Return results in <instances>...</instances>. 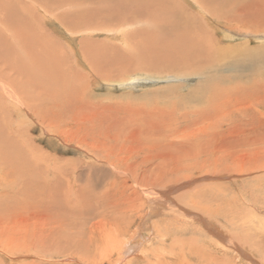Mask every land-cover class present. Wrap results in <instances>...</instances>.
<instances>
[{
  "label": "rangeland",
  "instance_id": "obj_1",
  "mask_svg": "<svg viewBox=\"0 0 264 264\" xmlns=\"http://www.w3.org/2000/svg\"><path fill=\"white\" fill-rule=\"evenodd\" d=\"M22 2V0H1L0 17L17 22L22 18V15H27L30 32L20 26L14 29L8 22V24H3L4 26L0 25V35L8 39L12 36L15 39L18 38L19 41L16 43L31 44L35 26L44 27L48 34H52L60 42L62 46L60 51L65 52V55L61 56V61L63 60L64 64L62 68L66 67L64 68L65 71H70L66 76L70 80L66 79L65 84H62L61 87L60 84L54 83V85L48 82L47 88L50 93H55V98L45 97V95L41 97L40 94L36 97L35 92L29 100L33 99L35 106L41 110L42 114H46L47 121L52 120L50 122L51 127L46 126L43 122H38L37 117L30 116L26 109L21 110L11 103H9L11 106H8L7 102L6 105L2 103L0 126L4 131L0 130V137L5 133L6 136L0 138L3 141V144L0 141V148L14 150L18 149L20 145L21 149L27 151V144L24 139L29 137L35 145L40 148L43 147L42 150L49 153L53 158L60 159L61 157L63 161H79L84 162V164L81 174H79L80 171L75 174L70 165H57L52 158H48L53 163L52 165L42 161V165L49 163L50 172L55 173L61 170L63 173V175L57 173L60 175L59 179L62 183L54 188L57 189L53 193L55 197L57 196L55 199L45 197L47 192L41 190L39 186L41 183L37 181L36 176H34V181L33 175L23 177L24 175L19 174L16 166L22 167L23 163L26 164L21 156L13 157L8 161V166L11 161H14L12 167L16 172L13 171L6 175L5 171H0V236H10L9 238L15 241L14 244L18 243L15 248L13 245V249L3 246V244L0 245V264H99L98 261L105 260L106 256H101L95 251L97 244L95 242L97 241L88 247H84L83 259L80 256L83 254L82 252H78V256L74 254L77 253L75 243L83 234L81 228L87 232L86 239L87 234H89L88 227L86 226L85 229L83 224L89 223L88 219L94 220L93 217L99 211L104 213L102 216H109L108 212L110 211L109 214H111L112 209V213L115 211L116 216V212L119 210H113V208L106 210L103 206L111 202L112 196L117 202H122L124 197L134 190L133 188L140 191L141 188L138 187L136 181L141 182L149 178L159 180L157 181L159 188L160 186L166 187V190L162 192L165 194L164 199L161 197V200L157 201L162 203L158 207L159 210L154 212L151 217L152 220L144 223L145 227L151 225L153 236L149 241L155 244L146 247L144 258H136L131 255H124L123 258L119 257L122 255L115 251L111 254V260L114 259L111 264H119L121 261L122 264H174L175 262V264H179V259L174 256L175 251H179V249L174 248V246L185 244L186 237L194 238L193 242L197 247L201 246L199 249L201 252H205L201 257L204 262L208 261H205V258L210 259L208 255L211 252L214 261L216 259V264L221 261L227 262L226 264H264V107H262L264 101L261 103L262 98L260 96L264 93V68H262L263 70L260 69L262 73L254 72L251 69L236 72L223 70L228 65H235L234 61L238 59L243 60L241 66L255 67V64L252 63L257 60L258 56L260 61L259 65L256 64L257 68L264 67V34L248 33L245 35L246 31L253 30L252 27L248 26V29L239 31V33L244 32L243 34L228 38L223 43L219 41L223 54L215 51V49L214 52H217L215 55L218 61L226 58V62L220 63L223 67L220 68L222 71L213 73L218 79L213 89L218 86L223 92L211 100L208 95L209 92H202L206 78L203 76L206 74L194 73L191 70L168 72L171 70L166 68L161 59L154 57L155 43L160 35L157 38L154 35L151 40L152 43L149 42L148 44L149 39L146 40L145 38H141L144 40L143 43L136 40L123 43L119 40L109 39L107 45H104V50L102 42L106 40L104 39L105 34L99 33L97 36H92L78 33V38L72 41L60 23L50 22L42 15L29 18L30 15H28L25 7L20 5ZM65 9L66 6L63 5L58 11ZM16 14L19 16L17 17ZM221 17L224 18L225 15L221 13ZM200 21L207 26L209 33L218 29L217 34L223 38L220 33L223 30L217 27L218 22L206 20L205 23L203 19ZM221 25L224 26L223 23ZM116 27L117 25H113L109 28ZM124 27L123 36L126 39V33L131 32V28L129 25H124ZM93 29L90 28L89 30ZM21 31L22 33H20ZM227 31L229 32V30ZM217 34H214L216 38ZM22 35H28V38ZM82 37L93 41L95 44L85 46V48L87 47L86 50L83 49V44L79 42ZM100 42L101 44H98ZM245 43L254 48L261 46L257 51V56L246 55L245 58L239 52L240 50L235 49L240 44L241 49L249 50V48L243 47L246 46ZM142 44L143 48H140L139 46ZM2 47L0 46V50ZM98 53L101 54L100 58L103 57L102 60L106 58L108 61H112V64L108 61L105 62L102 71L95 70L97 68L93 62L95 54ZM148 53H151L152 56ZM23 54L25 57L26 54ZM152 58L156 60H154L156 65H154ZM218 61L217 63H219ZM94 71L99 73L98 77ZM237 72H242L241 76L244 75L242 79L238 76L235 77ZM74 74L73 79V76L70 75ZM77 75L81 76L80 82ZM22 81L20 82L23 83ZM53 87H56V90ZM62 90L63 96L59 94ZM248 90L252 92L250 91V93ZM218 99H221L222 102ZM49 108L53 112L49 111ZM5 123L11 125V128H7ZM58 128L61 132L62 130L67 132L68 129H71L73 134L82 135L81 137H84L87 142L94 144H96L97 135V140L100 143L104 141L106 145L109 144L108 149H112L111 146L114 147L122 164L106 162L104 150H100L103 152L102 154L100 151L99 153L94 152L91 147L90 150L88 144L84 147L81 144L77 146L74 137L70 136L73 140L71 141L68 138L69 135L64 134L65 138L63 132L61 133ZM102 137L104 138L102 139ZM91 154H98L99 157L96 158ZM28 162L32 164L30 158ZM116 165L120 168L115 167ZM66 168L67 171H71L67 173L69 175H66ZM132 171L135 172L132 173ZM39 174L47 177L48 172L44 170ZM40 181H44V179H40ZM50 182L54 183L55 181L51 180ZM45 187L48 189V186ZM108 187L112 188L111 191ZM123 188L125 189L124 194L121 193ZM114 190L117 191L116 194ZM140 192H143V189ZM108 194L111 197H108ZM142 194L145 196V193ZM147 202L144 199L141 201V205L139 203L136 206L135 211H122V214H126L125 216L119 211L118 216H116L117 220L119 217V222H122L123 231H126L128 227L126 232H129V236L136 230L139 231L143 226L141 216L138 217V214L141 211H144L143 216L145 217L149 214L146 215L149 212V206H152V202ZM138 207L141 209L139 210ZM196 211L202 213L203 218L207 217L209 221L212 219L213 225L208 226L204 219L197 215ZM127 212L129 213L127 214ZM110 216L115 217L114 214ZM130 219L134 220L131 221ZM175 219L178 221H174ZM174 223L187 228V232L185 229H177L173 225ZM109 226L107 225V227ZM157 232L166 235L155 236ZM233 241L238 244H232ZM99 244L97 246L100 247L102 244L104 246V242ZM216 244L224 245L230 251L228 250L224 254L218 250ZM203 246L206 247L202 248ZM157 247L160 248L159 252L163 250L164 253L155 255ZM171 247L172 249H170ZM149 248L153 251L150 252ZM100 249L102 248L100 247ZM89 250L92 252L91 254ZM146 250L150 251L146 252ZM171 250H173V254L169 252ZM69 252L71 255H66ZM159 252L157 250V253ZM208 252L209 254H207ZM153 253L155 256L152 257ZM91 255H95L96 258L92 259ZM89 257L92 259L91 262ZM84 261L89 262L85 263ZM194 261L192 260V262ZM108 262L110 261L108 260ZM108 262L105 260L104 264H109ZM199 264H203V262L200 261Z\"/></svg>",
  "mask_w": 264,
  "mask_h": 264
},
{
  "label": "bare ground",
  "instance_id": "obj_2",
  "mask_svg": "<svg viewBox=\"0 0 264 264\" xmlns=\"http://www.w3.org/2000/svg\"><path fill=\"white\" fill-rule=\"evenodd\" d=\"M22 1L23 2L20 3V5L22 4V6L25 7V9L28 12V15L31 16V17L29 16V18L36 17L37 15H42L43 18H45V19L47 18V20L50 22L60 23V26L67 31L66 35L72 41H75L78 38V36H77L78 33L90 34L92 36H97L99 33L105 34L107 38L104 37V39H106V40L102 42L104 50H105L104 45H107V42L110 41L109 39H114L116 41L119 40V41H122L123 43H126V42L130 43L131 40H136L139 43H143L144 40L141 38H145L146 40L149 39V41L147 42V44H148L153 39L154 35H156V38L160 35V37H158V39L155 43L154 57H156L157 59H161L162 63H164L166 68L171 70L168 72L179 71V70H181V71L191 70L194 73L206 74L205 76H203L206 78H205V83H203L204 85L202 86V92L203 91H205L204 93L209 92L208 95H209V97H211V100H212V98L219 96L223 92V91H221V89L218 86H217V88L213 89V87L215 86L214 84L216 82H218V79L216 78V76H214L213 73L214 72L218 73L217 71H219L220 68H223V67H221L220 63L222 64L223 61L226 62V58H222V57H221L222 59L220 61H218L217 57H216L217 52H214V49H215V51H219L221 54H223V52H221L222 46L220 45L219 41L223 43V42H226L228 40V38H234V36L237 34H243L244 32L239 33V31H244V30L248 29V26L252 27L253 30L252 31H246L244 33L245 35H247L248 33H252V34L262 33V34H264V0H26V1L22 0ZM8 3H10V2H8ZM28 4H29V6H28ZM8 5H10V4H8ZM63 5L66 6V9L63 11H58L60 6H63ZM17 8H18V6H17ZM13 9H15V8H13ZM221 13H223L225 15L224 18L221 17ZM18 16L19 15H17V17ZM200 19L201 20L203 19L205 21V23L207 22L206 20H208L210 22H211V20L216 21V23L218 22L217 27L219 29L221 28L223 30V32L220 31V33L223 35V38L222 37L220 38V36L217 34L218 29H215L213 32L209 33L207 30V26L202 24ZM8 22H10V24L12 25V27L14 29H16L18 26H20L21 28L24 27L23 29L28 30L30 32V27L28 26L29 25V19H28L27 15H22V18L20 20H18L17 22H12L11 20L0 17V25L8 24ZM221 23H223L224 26H222ZM33 24H34V21H33ZM113 25H117V27L116 28H109L110 26H113ZM124 25H129V27L131 28V30H130L131 32L126 33V39L127 40L123 36V28H125ZM90 28H94V29L89 30ZM225 29L229 30V32ZM20 33H22V31ZM214 34H217V38ZM100 35H102V34H100ZM22 36H24L25 38H28V35H22ZM17 39H15L13 36H12V38L8 39L7 37H3L2 35H0V46H3L2 50H0V107L2 106L1 105L2 103L6 105V102H7L8 106H11V105H9V103H11L12 105H14V107H16L18 109H21V110L26 109L27 112L30 114V116L37 117L38 122L39 121H40V123L43 122V123H45L46 126L51 127L50 122H52V120L50 122L47 121L46 114L45 115H44V113L42 114L41 110L35 106V104L33 103V99L31 101H29V100L32 97V95L35 94V92H36V97L39 96V94H40L41 97H42V95H45V97L50 96L52 98H55L56 97L55 93H50L49 89L47 88L48 82L53 83V84L57 83L58 85L60 84V87H61L62 84H65L66 79L70 80V78L66 77L67 73H69L70 71L69 72L65 71L64 68H66V67L62 68L63 67L62 65H64V64H63V60L61 61V56L65 55L64 54L65 52L62 53L60 51V50H62V46L60 45V42L57 39H55V36H53L52 34H48L47 30L44 27H36L35 26L34 34L32 35V39H31V44H26V43L24 44L22 42L16 43V41H19ZM12 40H13V42L11 43ZM79 42L83 44V49H85V50L87 49V47L85 48V46H89V45L91 46V45L95 44L93 41L88 40L87 38H84V37H82L79 40ZM14 44H17V45H14ZM98 44H101V42ZM245 45L246 46H243V47H247V48H249V50L241 49L240 44H238V46L236 45L237 48H235V49L240 50L239 52H241L244 55V57L246 55L257 56V51H258V49H260L261 46L254 48V47L249 46V44L245 43ZM139 47L143 48V44H142V46H139ZM151 52H152V50H151ZM23 53L26 54L25 57H24ZM60 53H61V55H60ZM128 54H130V53H128ZM136 54H137V51H136ZM145 54H147V53H145ZM149 55H151V53ZM100 56H101V54H99V53L97 55L95 54L93 62H94L95 68H97L95 70H99V71L101 70L102 71V66L105 65V62H107L108 59L105 58L104 60H102L103 57L100 58ZM154 60L155 59H153V61ZM28 61H30V62H28ZM155 61H154V65H156ZM217 61L219 63H217ZM259 61H260V58L258 56L257 60L254 61V63L250 62L252 64H255V67L247 68L245 66H241L243 63V60L238 59V60L234 61L235 65H228V67H226V69H223V70H226L225 72H227V71L231 72L233 70L236 72V71H244V70H250L251 69L254 72L262 73L260 69H262L264 67L257 68V66H256V64L259 65ZM108 63L112 64V61H108ZM158 64H160V63H158ZM111 67H113V65H111ZM220 71H222V70H220ZM94 73H96V72L94 71ZM241 73L237 72V74H235L236 75L235 77L238 76V77H241V79H242V76H244V75L241 76ZM98 74L96 73V76ZM219 74H221V73L219 72ZM243 74H244V72H243ZM263 75H264V73H263ZM70 76L71 77L73 76V79H74L75 74L70 75ZM77 76H79V79H80L79 82H80L81 76L80 75H77ZM227 78H229V77H227ZM82 79H83V75H82ZM21 80H23L22 81L23 83L20 82ZM231 82H232V80H231ZM227 84H228V82H227ZM51 86H53V85H51ZM243 87H246V86H243ZM53 88H55L54 90H56V87H53ZM226 88H228V87L226 86ZM30 89H32V90H30ZM246 91H247V89H246ZM57 92H59V91H57ZM232 92H230L231 95H232ZM59 94L62 95L63 90ZM224 94L226 95V93H224ZM260 96L262 99H264V93L261 94ZM209 97H208V99H209ZM233 97H234V95H233ZM219 98H221V97H219ZM262 99H261V103H263V101H264ZM218 100L220 101L221 99H218ZM208 102H210V101H208ZM220 102H222V101H220ZM207 105H208V103H207ZM214 106H211V107H214ZM262 107H264V106H262ZM48 110L51 111L52 109L50 110V108H49ZM51 112H53V111H51ZM220 120H221V118H220ZM161 124H162V122H161ZM0 125H1V122H0ZM5 125L7 128L8 127L11 128L10 127L11 125H7L6 123H5ZM0 130H3L2 126H0ZM10 131H9V133L11 134L12 131L11 132ZM59 131L61 132L60 129H59ZM62 132H63V130H62ZM73 133L74 132L71 131V129H68L67 132L66 131L63 132V135L64 134L69 135L68 138H70V136L72 138L74 137L76 140L74 142L77 146H79L81 144V146L83 145V147H84L88 144L89 148L91 147L94 152H98V153L100 150H104L105 151L104 157L106 158V162H111L113 164H119V163L122 164V161L119 160L118 155L115 153L114 147L111 146L112 149H108L107 146L109 144L107 143L108 145H106V143H104V141H102V143H100L99 140H97V138H98L97 135H96V142H95L96 144H94L93 142H87L84 137H81L82 135L80 136V135H76ZM100 133H102V132H100ZM7 135H9V134H7ZM5 136H6V133L4 135H2V137H0V138H4ZM12 137H13V135H12ZM167 137H169V136H167ZM65 138H66V136H65ZM103 138L104 137H102V139ZM109 138H110V136H109ZM24 140H25V143L27 144V151H25L24 149H21L20 145L18 146V149H14V150H7V149H1L0 148V171H5L6 175L13 172V171L16 172V170L12 167L13 166L12 164H14V161L10 162L9 166H11V167L8 166V164H9L8 161L10 159H12L13 157L17 158V157L21 156V159L25 160L26 164L23 163L22 167L16 166L17 171L19 170V174L21 173L22 175H24L23 177L33 175V180H34V176H36L37 181H39V183H41L39 185L41 187V190L44 192H47V193H45L46 194L45 197H52V198L56 199L57 196L55 197V194H53V193L57 189H54V188H56L59 183H62L59 178H60V175H63V173L61 170H58L55 173L50 172L51 167L48 164L50 163L52 165L53 163L50 162L48 158H52L53 162L56 163L57 165L63 164L64 166H66V165L72 166V168L74 169L73 172L75 174H77L79 171H80L79 174H81V170H82L84 162H79V161L73 162L70 160L69 161H63V160H61L60 156H59L60 159L57 157L53 158L50 156L49 153L44 152V150H42L43 147L40 148L37 145H35V143H33V140L31 138L26 137ZM56 140H58V139H56ZM69 140H71V138ZM0 141L3 144L2 139ZM71 141H73V140H71ZM4 144H6V143L4 142ZM104 145H106V146L104 147ZM6 146H8V145H6ZM5 148H8V147H5ZM12 148H14V147H12ZM91 148H90V150H91ZM121 148H123V147L121 146ZM138 149H140V148H138ZM122 150H124V149H122ZM85 152H87V151H85ZM101 153L103 154V152H101ZM92 156H96V158L99 157L98 154L97 155L93 154ZM29 158L32 160V164H30L28 162ZM102 158H103V156H102ZM105 158H103V159H105ZM113 158H114L115 162H114ZM43 160L45 162H49V163L47 164L44 162L45 165H42ZM111 160H113V161H111ZM110 166H112V165H110ZM117 166L118 165H116L115 167H117ZM85 167H86V165H85ZM121 168H123V167H121ZM44 170H46L48 172L47 177L39 174V172L44 171ZM67 170L68 169L66 168V175H69L67 173H70L71 171H67ZM133 172H135V171H132V173ZM242 172H243V170H242ZM57 173L60 175H58ZM78 175H77V177H79ZM118 175H117V177H118ZM132 176H133V174H132ZM40 179H44V181H40ZM51 180H53L55 182L52 183V182H50ZM115 180H116V178H115ZM157 181H159V180L153 179V178H149L148 180H144L141 182L136 181L138 187L143 189V192H140L141 189L139 191V189L133 188L134 190L132 189L133 191L130 192L128 195H126L124 197V199L122 200V202L120 201L121 203L117 202L116 199L114 198V196L111 197L109 195L111 193L109 192V194L107 196L111 197L110 198L111 202L109 204H107L109 201H106L107 203H104V204H107V205L103 206L104 209H106V210L110 209V208H113V210L117 209V211L118 210L121 211L120 213L122 214V211L123 212L124 211H130V212L135 211V209H137L136 206L139 203L141 205V201L144 199L148 202H152V206H149L150 209H149V212L146 213V215L148 213L149 214L146 217L143 216L144 211L139 212L140 214L137 213L138 217L141 216V221L143 222V226H142L143 228L141 227V229L139 231L136 230V232H134L132 235L129 236L128 235L129 232H126L128 230L127 229L128 227L126 228V231H123L124 230L123 225H122V222H119V220H120L119 217L117 220L116 216H118L119 211L116 212V214H117L116 216H115V211H113L114 213H112V209H111V214H109L110 211L108 212L109 216L114 214V216L116 218L113 216L112 217L111 216L109 217L106 215L102 216V214H104V213H102V211H99L95 214V216L92 214L94 216L93 218H95L94 220L88 219L89 223L83 224L85 229H86V226L88 227L89 234H87V239H86V233L87 232H85V230L83 228H81L83 234L79 236L78 241L75 243L77 246V253H74V254L76 256H78L77 255L78 252L81 253L84 250V247H88V245H91L92 243L97 241V242H95V244L97 243L95 245V251L100 253L101 256H106L105 260H107V262L109 260L110 261V262H108L109 264H111L114 261V259L111 260V258H112L111 254L114 253L115 251H117L119 253V255H122V256H119L116 254L119 257H123L124 255H126V256L131 255V256H134L136 258L137 257L144 258L146 256V254H145L146 247H149L152 244V242L149 241V239L153 236L151 225H146V227H145L144 223L146 224L148 221H150V219L152 220L151 217L154 215V212L156 213V211L159 210L158 207L162 204V203H158L157 201L161 200V197H162V199H164V196H165V194L164 193L162 194V192H163V190H166V187L160 186V188H159L158 187L159 185H157V183H158ZM50 184H51V186H50ZM113 184H115V183H113ZM45 186H48V189H46ZM112 187H113V185H112ZM123 187H124V185H123ZM115 188H117L116 185H115ZM125 188H127V187H125ZM74 189H75V187H74ZM111 189H110V191H111ZM71 190H73V189H71ZM124 190L125 189L123 188L121 193L124 194V192H123ZM114 191H116V190H114ZM114 193L116 194L117 191ZM142 193H145V196ZM115 194H112V195H115ZM71 195H72V192H71ZM65 196H67V195H65ZM68 197H66V198H68ZM141 198H143V199L141 200ZM44 200H45V198H44ZM117 200H118V198H117ZM59 201L60 200H58V202ZM121 204H122V206H121ZM68 205H69V203H68ZM102 205H100V206H102ZM153 206H155V207H153ZM142 207H144V206H142ZM138 208H139V210L141 209V207H138ZM96 210H97V208H96ZM100 210H103V209H100ZM92 211H94V210H92ZM196 212H197V215L200 216V218L202 219L203 218L202 213L201 214L198 213L199 211H196ZM90 213H92V212L90 211ZM128 213L129 212H127V214ZM122 215L125 216L126 214L124 215V213H123ZM210 217H212V216H210ZM203 219L208 226L213 225L211 222L212 219L210 221L208 220L209 218H207V217H205ZM133 220H131V221H133ZM174 221L177 222L178 220L175 219ZM169 224L170 223L168 222V225ZM107 225L108 226L111 225V226L107 227ZM173 225L177 229H180V228L185 229V231L187 232V228L178 225V223H174ZM173 225H172V227H173ZM218 229H220V228L218 227ZM162 234L166 235L165 233H161V232L158 233L157 232V234H155V236H159V235L163 236ZM9 237L7 235L6 236L1 235L0 236V245L2 246V244H3V246H7L8 248L13 249V245L15 248L18 242L16 244H14L15 241ZM155 239H156V237H155ZM176 239H178V238L176 237ZM185 240H187V241H185V244H180V245L174 246V248L179 249V251H175V253H174V256H177V258L179 259V264H199L200 261H202L203 264H213V263L216 264V259L214 261V256L211 254V252H210V254H209V252L207 253V254H209L208 256L210 257V259L205 258V261L206 260H208V261L207 262L203 261V259L201 257H202V254H204L205 252L204 251H203L204 253L201 252V250L199 249V247H201V246L199 245V247H197V245L193 242V240H195L194 238L186 237ZM103 242H104V246L102 244V246H100L102 249H100V247L97 245L99 243H103ZM167 242H170V241H167ZM154 244L155 243H153L152 246ZM232 244L236 245L238 243L236 241H233ZM99 245H101V244H99ZM163 246H165V245H163ZM172 246H173V244H172ZM217 246L219 248L218 250L220 252L222 251L224 254H226L227 251L229 250V248H225L224 245H222V246L217 245ZM240 246L242 247V245H240ZM158 247H157V250L159 252L160 248L158 249ZM204 247H206V246H203L202 248H204ZM210 247H212V246H210ZM89 248H91V247H89ZM155 248H154V250H155ZM162 248H164V247H162ZM149 249L151 250V251L149 250L150 252L153 251L151 248H149ZM170 249H172V247ZM85 250H86V248H85ZM157 250H155L156 253H157ZM167 250H168V248H167ZM147 251L148 250H146V252ZM171 251H169V252L173 254V250H171ZM63 252L65 253V251H63ZM89 252H90V254L92 253L90 250H89ZM166 252H168V251H166ZM156 253H155V255H160V254L164 253V251L161 250V252H159L157 254ZM84 254L85 253L80 255L81 259L84 258L83 257ZM93 254H95V253L93 252ZM63 255H65V254H63ZM66 255H71V253L69 252ZM155 255L153 253L152 257ZM148 256H151V255H148ZM94 257L96 258V256L94 255V256H92V259ZM99 258H100V256H99ZM164 258H162V259H164ZM86 259L88 260V258H86ZM92 259L90 258L89 261ZM152 259H154V258H152ZM162 259H160V260H162ZM105 260H100V261H98V263L104 264ZM129 260H131V259H129ZM133 260H136V259L133 258ZM192 260H195L196 262L195 261L192 262ZM89 261H86V262L88 263ZM95 261H97V260H95ZM168 261H170V260H168ZM225 261H226V257H225ZM219 262H220V260H219ZM253 262H255V261H253ZM92 263H95V262H92ZM128 263H130V262H128ZM173 263H174V261H173ZM226 263L227 262L221 261L218 264H226ZM119 264H122V261ZM132 264H134V263H132ZM160 264H162V263H160ZM255 264H258V263H255Z\"/></svg>",
  "mask_w": 264,
  "mask_h": 264
}]
</instances>
